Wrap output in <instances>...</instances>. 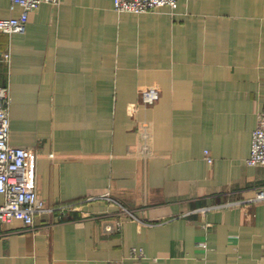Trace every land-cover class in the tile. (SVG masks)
I'll use <instances>...</instances> for the list:
<instances>
[{"label": "crops", "instance_id": "0c3cea01", "mask_svg": "<svg viewBox=\"0 0 264 264\" xmlns=\"http://www.w3.org/2000/svg\"><path fill=\"white\" fill-rule=\"evenodd\" d=\"M21 10L0 0V18ZM0 86L53 209L0 224V264H264V166L247 163L264 0L43 2L0 31Z\"/></svg>", "mask_w": 264, "mask_h": 264}, {"label": "built area", "instance_id": "2783aa9c", "mask_svg": "<svg viewBox=\"0 0 264 264\" xmlns=\"http://www.w3.org/2000/svg\"><path fill=\"white\" fill-rule=\"evenodd\" d=\"M181 0H114V9L118 13H146L166 7L174 13ZM12 5H19V16L0 18V31L13 34L25 32L29 15L43 2L58 5L61 0H11ZM11 54L6 52L4 60L10 61ZM10 89L0 86V224L19 220L24 227L35 224L36 215L49 209L37 190L36 164L32 152L24 146L10 142ZM249 165L264 166V110L260 112L258 124L253 131L251 153L247 158ZM94 199L90 197L89 200ZM258 200H264V190L257 192ZM132 255L141 257L142 251L132 250Z\"/></svg>", "mask_w": 264, "mask_h": 264}]
</instances>
